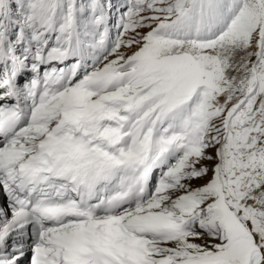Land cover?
<instances>
[{
    "label": "snow or ice",
    "instance_id": "snow-or-ice-1",
    "mask_svg": "<svg viewBox=\"0 0 264 264\" xmlns=\"http://www.w3.org/2000/svg\"><path fill=\"white\" fill-rule=\"evenodd\" d=\"M0 193V264H264V0H0Z\"/></svg>",
    "mask_w": 264,
    "mask_h": 264
},
{
    "label": "rangeland",
    "instance_id": "rangeland-1",
    "mask_svg": "<svg viewBox=\"0 0 264 264\" xmlns=\"http://www.w3.org/2000/svg\"><path fill=\"white\" fill-rule=\"evenodd\" d=\"M114 4H119L120 3V0H113ZM113 12H115V9H113ZM204 181H196L194 182L195 184H201L203 183Z\"/></svg>",
    "mask_w": 264,
    "mask_h": 264
},
{
    "label": "bare ground",
    "instance_id": "bare-ground-1",
    "mask_svg": "<svg viewBox=\"0 0 264 264\" xmlns=\"http://www.w3.org/2000/svg\"><path fill=\"white\" fill-rule=\"evenodd\" d=\"M0 200H3L1 194H0ZM197 242H198V243H202V241H197Z\"/></svg>",
    "mask_w": 264,
    "mask_h": 264
}]
</instances>
